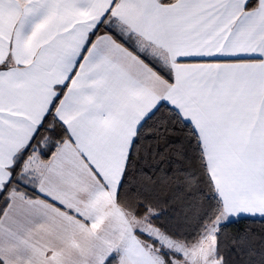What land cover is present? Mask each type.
I'll use <instances>...</instances> for the list:
<instances>
[{"label": "snow or ice", "instance_id": "1", "mask_svg": "<svg viewBox=\"0 0 264 264\" xmlns=\"http://www.w3.org/2000/svg\"><path fill=\"white\" fill-rule=\"evenodd\" d=\"M0 264H264V0H0Z\"/></svg>", "mask_w": 264, "mask_h": 264}, {"label": "trees", "instance_id": "2", "mask_svg": "<svg viewBox=\"0 0 264 264\" xmlns=\"http://www.w3.org/2000/svg\"><path fill=\"white\" fill-rule=\"evenodd\" d=\"M243 227H244V225H233L230 227V231L232 233H235L238 230V228H243Z\"/></svg>", "mask_w": 264, "mask_h": 264}]
</instances>
